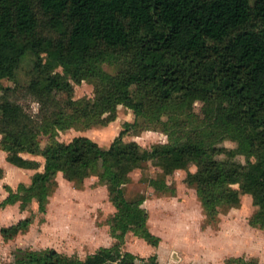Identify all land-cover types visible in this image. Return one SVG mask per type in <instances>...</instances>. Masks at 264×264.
<instances>
[{"label": "trees", "instance_id": "obj_1", "mask_svg": "<svg viewBox=\"0 0 264 264\" xmlns=\"http://www.w3.org/2000/svg\"><path fill=\"white\" fill-rule=\"evenodd\" d=\"M29 52L35 58L26 91L39 104L35 114L11 97L9 84ZM83 80L95 81L93 100L73 97V82ZM195 101L203 102L201 117L192 110ZM120 104L158 122L170 141L151 148L125 141L130 123L108 147L85 135L57 139L60 130L106 124L113 115H104ZM0 135L8 162L33 169L39 161L23 153L45 159L30 185L19 183L16 190L5 185L8 195L0 207L36 199L43 212L58 172L69 180L98 172L115 207L114 237L132 231L156 245L143 195L128 198L124 192L130 172L152 160L166 175L194 163L187 181L208 215L249 194L259 208L256 220L264 225V0H0ZM226 137L238 146L217 147ZM219 153L230 159L217 158ZM237 153L245 155V164L231 159ZM31 221L21 219L1 233L10 238ZM135 259L117 244L84 259L56 249L27 250L16 262L135 264ZM231 261L256 264L241 257Z\"/></svg>", "mask_w": 264, "mask_h": 264}, {"label": "rangeland", "instance_id": "obj_2", "mask_svg": "<svg viewBox=\"0 0 264 264\" xmlns=\"http://www.w3.org/2000/svg\"><path fill=\"white\" fill-rule=\"evenodd\" d=\"M34 54L29 52L21 59L15 78L9 81L13 88L11 97L21 103L30 113L38 111L39 104L26 91L30 80ZM104 69L115 68L103 64ZM61 70V68H59ZM95 81L73 82L75 99L93 100ZM192 110L203 115V102L195 101ZM104 125L71 127L60 130L57 139L70 141L85 135L102 146L108 147L120 131L125 130V141H136L142 148L156 143H168V134L153 120L135 115L132 109L118 105L114 114ZM163 119H167L163 116ZM1 139V135H0ZM46 139V136H40ZM217 147L236 148L238 142L228 137L216 143ZM6 151L0 147V201L7 195L5 185L13 190L19 183L30 185L32 176L44 168L45 159L40 154L23 153V156L39 161L33 169L20 168L6 160ZM217 158L230 159L225 153ZM235 162L245 164L246 157L237 153ZM196 165L176 169L166 175L154 161L138 164L130 172V180L124 185L128 198L143 195L142 206L148 212L149 230L159 237L156 245L128 231L123 238L114 237L112 223L115 207L110 199L107 185L98 172L82 180H69L58 172L52 178V191L45 210L38 208L36 199L29 202L17 200L0 207V229L31 217L28 228L5 238L0 230V264H17L16 260L27 250L56 249L64 255L84 259L100 247L119 245L122 251L136 255L135 264H236L232 258L241 257L256 264H264V225L257 221L258 206L249 194H241L236 205H220L214 215H208L196 187L188 183V172ZM238 188L237 184L231 185ZM106 264H118L108 262Z\"/></svg>", "mask_w": 264, "mask_h": 264}]
</instances>
